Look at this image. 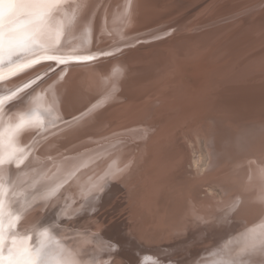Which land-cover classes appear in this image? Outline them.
I'll list each match as a JSON object with an SVG mask.
<instances>
[{"label": "bare ground", "instance_id": "6f19581e", "mask_svg": "<svg viewBox=\"0 0 264 264\" xmlns=\"http://www.w3.org/2000/svg\"><path fill=\"white\" fill-rule=\"evenodd\" d=\"M97 1L99 0H30L23 7L19 0L12 3L11 7L10 0L0 2V77H3L0 79V264H8L10 254L11 259L16 262L26 260L29 255L34 256L41 249L40 259L44 264H231L232 259L238 260L242 255L241 264H264V99L259 103L249 104L248 107L254 112H239L235 107L240 105L230 97L238 96L240 100L244 96L243 89L249 86L244 85L239 75L229 81V75L220 74L225 63L226 66L231 63H227L229 58L236 59V56L239 57L246 51L239 59L242 61L258 53L257 45L264 42V12L259 13L255 11L257 8H251H255L258 3H261L262 8L264 0H220L218 9L211 14L210 10L217 0H161L156 3L148 2L144 6L139 4V13L149 17L156 10L165 9V14L155 13L158 17L149 23L150 28V24L162 23L200 3L193 13H198L196 20L204 23L195 30L203 32L177 40L179 45L168 43L169 45L163 46L162 51H166L168 59L148 52L126 61H132L130 68L142 69L135 72L134 76H137L133 84H130L132 90H125L118 96H115L118 88L125 87L120 82L122 76L126 75L124 66L111 65L110 73L105 71L104 74V70H107L105 67L102 75L90 72L86 77L80 73L91 66L88 59L95 58L99 53L106 52V56L114 51L76 52L86 49L91 43L93 13L88 17L87 9ZM202 1L206 3L201 4ZM159 2L161 3L158 4ZM128 3L129 1L125 2L122 12L130 9ZM206 13L209 16L204 18ZM256 14L261 15L255 19ZM224 16L226 17L214 20ZM142 18L140 17L141 20ZM252 18L254 19L250 22ZM245 20L249 23L241 25ZM237 26L241 27L236 31ZM143 29L146 30L144 27L134 31L140 32ZM248 29L251 31L246 32ZM233 30L234 33L222 44L221 39ZM241 33L243 34L238 38ZM136 38L138 37L128 42ZM107 39L113 40V37ZM219 43L222 45L210 53V49L214 50ZM251 45H255L252 50ZM26 52L29 53L26 55ZM145 56L148 58L144 59ZM51 61L65 64L60 68L73 69L75 72L78 70L79 74L67 73L66 76L65 72L56 74L54 71L53 79L48 84L40 83L41 80L37 82L39 85L36 81L30 82L33 77L26 78L27 71L34 67V71L40 70ZM143 61H147L149 66L137 67ZM218 61L222 63L217 65ZM7 64L10 65L3 68ZM254 68L256 67H253V71L252 66L251 70L247 68L250 71L245 72L246 79L248 74L249 77L252 76L263 66ZM156 70H161L163 74H157ZM23 74L26 75L17 81L5 82ZM85 77L97 83L93 88L97 89V94L92 98L79 91ZM242 79H245V75ZM70 83L71 86L67 87ZM75 83L79 84L74 87ZM252 84L250 83V87L256 89V82ZM34 85L40 91L32 96L27 95V89ZM20 87L23 88L18 90ZM84 88L88 90L87 87ZM10 93L14 94L9 95ZM261 94L264 95L263 92ZM207 95H212L214 101L209 102ZM247 95L249 94L245 96L248 97ZM127 96L128 103H122L120 108L115 105L116 100ZM251 97L256 96L253 94ZM136 99L141 101V109L129 118L120 115L129 106V101ZM11 100L13 101L10 103ZM72 101L85 106L84 113L75 117L76 119L69 113V103H73ZM13 103L16 104L15 107L12 106ZM213 106L219 109L218 113L211 112ZM7 107L11 108L8 110ZM114 107L119 108V111L114 112L116 114L113 113L116 110ZM105 112L110 114L108 118ZM236 119L239 121L229 126V129H217L220 131L217 132L219 137L209 131L204 132L209 136H205L202 141L199 140V134H195L198 139L191 137L192 131L198 130H193V121L195 124L205 123L206 128L210 123L208 120L225 122ZM22 120L23 126L17 128ZM103 120L113 121L108 130L104 127L100 129ZM254 122H258L261 129L258 131L260 137L253 145L262 151V155L256 160H246L249 168L244 163L242 165L250 170L246 187L253 192L260 191L256 192L258 195H254L255 200L259 198L262 201V217L259 219L230 223V214L239 210H235L236 201L238 204L239 201L242 202L240 208L244 206L246 197L243 196L245 200H240L243 193L239 200L222 204L221 207L218 205L210 216L209 208L212 205L201 208L196 187L193 186H197L199 180L192 182V179H188L176 184L171 180H164V188L170 185V201L145 206H141L142 201L137 199L141 193L127 185L132 172L141 175L148 169L149 148H154L157 153L165 146L175 147L178 154L177 145L182 141H189L188 144L195 148L190 150L197 153L199 165L195 166L199 167L201 175L202 168L209 165L204 158L210 153L208 149L212 148L210 140H225L232 145L233 140L229 136L242 139V136L246 137L242 132L252 134L255 129L253 125L258 126ZM249 123H252L253 130ZM74 124L83 126L77 129V137L66 133ZM99 130L101 133L96 135ZM227 131L235 133L228 132L224 136L220 134ZM80 134L84 136L80 137ZM182 137L184 138L181 139ZM142 147L145 148L143 151ZM166 150L167 148L164 151ZM137 151L138 154L135 153ZM250 151L253 150L249 149L247 153L244 151L243 155H249ZM157 156L158 154L155 155ZM47 157L51 158L49 162ZM140 160L143 161L142 164L134 168L135 162ZM227 162L229 164V160ZM151 170L152 168L149 171ZM213 170L209 172L212 176L216 175V167ZM140 175L138 178H142ZM156 179L155 176L154 181ZM260 180L262 182L259 183ZM155 186L161 190L160 183ZM149 187L148 189L152 185ZM154 193L156 195L157 192ZM247 196V201L251 203L249 197L252 195ZM41 199L46 203L42 204ZM257 203H254L255 206L253 204V209L257 208ZM105 205H110L111 210L98 213ZM38 208H44L43 214L34 213ZM245 211L244 215L247 214ZM253 212L255 210L251 213ZM44 229H47V233ZM159 230V233L172 230L174 233L169 232L165 238H154L153 234Z\"/></svg>", "mask_w": 264, "mask_h": 264}, {"label": "rangeland", "instance_id": "374dc122", "mask_svg": "<svg viewBox=\"0 0 264 264\" xmlns=\"http://www.w3.org/2000/svg\"><path fill=\"white\" fill-rule=\"evenodd\" d=\"M127 1H129L128 5L130 4V6H129L130 9H127L128 11L125 10L124 12H122V7L125 5V2H127ZM158 1H161V0H107V1L106 0H99L97 2H94V4H91L89 6V8L87 9V11H88L87 13H89L88 14V17L91 15V13H93L92 27H91V30H90L92 32L91 43L89 44V47H87L86 49H79L76 52H81V51H86V52H88V51L101 52L102 51L103 52L105 50H114V51H113V53L107 54L106 56H104V54L106 52L99 53V55H97L95 58L88 59L87 62H90L91 63L90 64L91 66L88 67V70H84V71H82L80 73L85 74L86 77H87V74L90 73V72L91 73H98L99 75H102L103 73L105 74L106 72H109L110 73V71L112 69L111 65L112 66L113 65L115 66L117 64L118 65L120 64V65L124 66V71H125V74L126 75L125 76H122V79L120 80V82L122 81L124 83V86L125 87H123L122 89L120 87L118 88L117 92H115L116 93L115 96H118L120 93L125 92V90L126 91L127 90H132L131 85L133 84V80L137 76V75L134 76L136 74L135 72H137L140 69H142V68H140V69L139 68L138 69L137 68H133L132 69V68L129 67V64L130 65L133 64L132 61L131 62H126V61H130V59L132 57L133 58H136L137 56L142 55L144 53H148V52L152 53L154 56H156V54H157L156 57H162L163 56L166 59H168L167 54H166V51L163 50L164 53L162 51V47L163 46H165L168 43L170 45H175V44L176 45L177 44L179 45L180 43L179 42L177 43V40H180V39L183 40V39L189 38L187 36H193V35H195L197 33L203 32V31H201L199 29H198V31L195 30L200 25H203L204 23H200L202 20H199V21L196 20L195 16L198 13H196V14L193 13V12H195L194 11L195 10L194 8H196L197 5H199L200 3L197 4L196 6H193L192 5L191 8H188L187 10L185 9V11H182V12H179V13L175 14L173 17L167 19L166 21L163 20L162 23L160 21L158 23H155V25L154 24H150V28H149V26H148L149 23H152L153 19H156L158 17L157 15L165 14V13H163V12H165V9L164 10L163 9L156 10L155 13H157V15L154 13L155 15L154 14L151 15L153 17H151V16L149 17L148 15H141L139 13L140 10L138 9V5L140 4V6L141 5L144 6V5L148 4V2L156 3ZM205 1L207 2V0H205ZM205 1H202L201 4L206 3ZM142 2H143V4H142ZM232 2H234V1H232ZM160 3L161 2H159L158 4H160ZM115 4H117V5H115ZM220 4H221L220 0H217V2L212 6V9L210 10V14L213 11L217 10L218 9V6ZM258 4H259V5H257L258 7L256 6L255 8H251V9L255 10L257 8L255 10L256 12L263 13L264 12V5H263L262 8H260L261 3H258ZM247 7H248V5H247ZM244 9L249 10V8H244ZM258 9H259V11H257ZM132 11H134V12L131 13ZM232 14H234V13H231V15ZM260 15L259 14H256L254 16V18L256 19V17L257 16L260 17ZM185 16H187V17H185ZM208 16H209V14H207V13L204 14V18H207ZM140 17L141 18L143 17L142 20L140 19ZM225 17L226 16H224V17H218V18L213 17V18H215L214 20L216 21V20H219L220 18H225ZM241 18H245V17H241ZM254 18L250 19L249 21L250 22L253 21ZM263 18H264V16H263ZM143 20H144V22H143ZM249 21L248 20L242 21L241 22V25L247 24V23H249ZM262 24H264V21L262 22ZM151 25H152V27H151ZM144 27L146 28V30L143 29V31L135 32L137 30V28L138 29H141V28H144ZM240 27L241 26H237L235 30L237 31ZM101 28H102V30H100ZM108 30H109V33H107ZM235 30L231 31V33L229 35H226V36H224L221 39V40H223L222 41V44L227 41V39L229 38V36H231L234 33ZM105 31H107V32L105 33ZM131 31H132V33H131ZM250 31L251 30L248 29L246 32H250ZM242 34L243 33H241L237 37L239 38V36H241ZM111 36L113 37V40L107 39L108 37H111ZM140 36H143V37H140ZM135 37H138V38L134 39L133 41L128 42V40L133 39ZM237 37L235 39H238ZM174 40H176V41H174ZM231 41H233V40H231ZM263 43L262 44L259 43V45H257V43L255 44V45L258 46L257 47V50H258L257 52L259 54L257 53L255 55H253L252 57L247 58L246 60L243 59L241 61L239 59H240L241 56H243V54L246 51L245 52H242V55H239V57L236 56L237 57L236 59L234 58L235 60L234 59L231 60V58H229V60L227 61V63L228 62H231V63L230 64H227V66H226V63H225V65H224L225 67L223 66L222 71L220 70L222 72L220 74L229 75L228 76L229 81H230V79H232L235 76L239 75V77L241 76L240 79L243 81L244 85L245 86H249V87H246V88L243 89L244 90L243 91V93H244L243 95L244 96H241L240 97V100H239V97L238 96H235L236 97L235 98L234 96H231L232 94L230 95L231 96L230 99L236 101V103H238L240 105V106L235 107V109L238 110L239 112H250V113L254 112L255 110H252V109H250L248 107L249 104H253V103L255 104V102L256 103H259V102L262 101V98L264 99V95L261 94L262 92L264 94V89H263V87H264L263 86L264 85V44ZM103 44H104V46H102ZM220 44L221 43H219L218 44L219 46H217V48H215L214 50H211L210 49L209 52L211 53L213 51H216L222 45V44L221 45ZM255 45H251L252 46L251 47V50H252V48L254 49ZM39 46L41 47L42 45H39ZM40 47H39V49H41ZM116 48H117V50H116ZM135 48H137V49H135ZM29 52H26L24 54L27 55V53H29ZM139 52H142V53H139ZM30 56H32V55H30ZM30 56H28V57H30ZM147 58H148V56H145L144 57V59H147ZM96 59H97V61L94 62ZM99 59L100 60L102 59V60L100 61ZM118 59H120V60H118ZM166 59H164L163 61L167 62ZM20 60H16V61L18 62ZM16 61H14V62H16ZM47 63H48L47 64V67L41 68L40 70L37 69L36 71H34V68H35L34 67L33 69L27 71L26 74L28 76L26 78L33 77L30 80V82H35L36 81V84H37V82H39L41 80L42 81L40 83L46 82L45 84H48L53 79L52 76H54L53 75V72L54 71H55L54 73H56V74H58L60 72H65L66 73V76L68 74H70V73H73V74L78 73L79 74V71L78 70H77V72H75L76 70L73 71V69L60 68V67L64 66L65 64H61V63H58V62L56 63V61H51V62H47ZM218 63L221 64L222 61H218L216 64L218 65ZM233 63H234V65H232ZM73 64H76V63H73ZM256 64H258V65H256ZM9 65L10 64H7V65L3 66V68L4 67H7ZM142 65L149 66V64H148L147 61H143V62H141L140 65H137V67L142 66ZM217 65H215V66H217ZM260 65L263 66V68L260 69V70L255 71L253 74L251 73L252 76H250V77H249V74H248V76H247L248 79H246V75L251 70V66H252V71H253V67L258 68V67H261ZM105 67L107 68V70L105 69ZM151 67H153V66H151ZM248 67H249L250 70L247 69ZM256 68H254V69H256ZM145 69L148 70V68H145ZM145 69H143V70H145ZM103 70H104V72H103ZM156 71H157V74H163L161 72V70H156ZM246 71H247V73L245 74ZM101 72H103V73H101ZM164 73H165V71H164ZM26 74L19 75L18 77L17 76L16 77H12L10 80H7L5 82L17 81L18 79H20L21 77L25 76ZM38 74H40V75H38ZM70 75H72V74H70ZM244 75H245V79H242L244 77ZM86 77H85V79H84V81H83L82 84H83V87L84 86L87 87L88 90L86 88L83 89V87L81 88V85H79V88H81V90H82V91L81 90H79V91L80 92H83V93H86L87 95H89V98H92L93 96H95L97 94L96 93L97 92V89L96 90H93L94 85L95 84L97 85V83L91 82V80H89L88 78L86 79ZM123 77H125V78H123ZM253 80H255L254 82H256V85L254 84V86H256V89H255V87H253V88L250 87V83H251V85H253L252 83H254ZM0 84H2V83H0ZM77 84H79V83H75V85L73 84V86L75 87ZM232 84H234V81L232 82ZM37 85H39V84H37ZM37 85H34L31 88L27 89V91H26V92H28L27 95L31 94L30 96H32V94L34 95V93L36 94L37 92H39L40 91V88H38ZM68 86H71V83L70 84H67V87ZM22 88L20 87L18 90H20ZM261 89H263V91ZM247 93L249 94V95H247L248 97L245 96ZM250 94H252V95L254 94V96H256V97H251L252 95H250ZM226 95H229V94H226ZM128 97L129 96H127L126 98H123L122 97L121 99L116 100L114 102L115 105L120 108V105L122 103H126V102L128 103V100H127ZM206 97L209 99V102H211L212 100L214 101L212 95H207ZM242 97L243 98L246 97V98L243 99ZM253 98H255V99H253ZM245 99H248V100H245ZM136 100H133L131 102L129 101V106L127 108H125L124 111L120 112V115H123L124 117L129 118V117L132 116V114H134L135 112H138L139 109H141L142 103L138 99H136ZM225 100H226V98H225ZM244 100H245V103H244ZM12 101L13 100H11L10 103ZM72 102L73 103H69V104H71V107H70L71 110H69L71 112H69V113H71V115L74 116V118L77 117V116L79 117L80 115H82L84 113L83 111H84V107L85 106H81L78 103H75L74 104V102H78V101H72ZM239 102H241V103H239ZM227 103H229V100L227 101ZM12 106L15 107L16 104L14 105V103H13ZM10 108L11 107H7L8 110ZM119 108L118 109L115 108L116 110L113 109L114 110V111L112 110L113 113L116 112V111H119ZM218 111H219V109L216 108L215 106H213L212 109H211V112H213L215 114L218 113ZM106 112H108V111H106ZM106 112L104 114H108L107 115V118H108V116L110 115L109 113L111 111H109V113H106ZM114 114H116V113H114ZM208 121L210 123L207 124L206 128H205V123H203V122H201V123L200 122H197V124H195L194 121H193L192 124H191V126L195 125L193 127V130H195V129H198V130H196L195 132L192 131L191 137L193 138L195 136V134H199L200 135V139L199 140L202 141L205 138V136H209V134H205L204 133L205 131H207V132L209 131V133L212 132L213 134L215 133V136L219 137L217 135V132H220V131H217V129H219V128H221V129L222 128L223 129H229V126H233V124L237 123L239 120L236 119V120H233V121H225V122H221V121L220 122H216V121H213V120H208ZM112 122L113 121L110 122V121L107 120V122H106V120L105 121L103 120V125L100 126V129L101 128L102 129L105 128V130H108L109 129V125ZM162 122H163V120L160 121V123H162ZM252 123H249L250 124V127H251L250 129H252V128L255 127L254 130L252 129L253 130V132H251L252 134H246L245 132L244 133L242 132L241 134H244L246 136V137H243L242 136V139H240L241 137L240 138H237L238 136H235V135H234L235 137L229 136V138L231 140H233L232 145H229V143H227L225 140L224 141H221L220 139H216L215 140L214 138H213V140H210V142L212 144V148L211 149H208L210 153H209L208 156H206V158H204V161H206V163L209 162V165L207 164L209 167H207V165H206L205 168H202L203 172H201V175L199 174V171H198V168L199 167H197L199 165V162L197 160V153L196 152L193 153L190 150V149H195V148L188 144L189 141H188V143H186L185 141H182V142H180L177 145V148L179 150L178 154L175 151V147L168 148V146H165L167 148V150L164 151L166 149L164 147L163 150L161 149V150L158 151L159 153L158 152L155 153L156 150L154 148H149L147 150L149 154L146 153V155L148 154L147 156L149 157L148 158V161H147L148 165L146 166L148 169L146 168L147 170H145V172L141 173L142 176L138 172H132L130 174V176H131L130 178L131 179L130 178L128 179L127 185L129 186L130 189H134L138 193H141L140 194L141 199H140V197H138L137 199L140 202L142 201L141 203H143V204H141V206H145V205H149V204H157V203L159 204V202H162V201H165V202H169L170 201V199H168L169 196H170V193L168 192V190L170 188V185L168 184L164 188V185L165 184L164 183L162 184V182H165L167 180H171V181H173V183L176 184V183H179V182H182V181H186L188 179L189 180L192 179V182H194L195 180L196 181L199 180L200 182L198 183V185L196 186L195 184H193V186L196 187L197 196H198V199L200 201V204L202 205L200 207L201 208H208L210 205H212V207L209 208L210 209V216H212V214H214L213 213L214 212V209L218 205H220V207H221L222 204H230L231 201H233V200H239L242 197L240 199L241 201L246 199L243 202L244 206H242L240 208L239 206H241V203L242 202L239 201V204H240L239 205L238 202L236 201L237 206H235V208H236L235 210H237V209H239V210L236 211V212H235V210H233V212H235L236 214L233 213V212H232L233 214H230V216L232 218V219L230 218L231 220H229L230 223H233V222L238 221V220H242V221L251 220L252 221V220H255V219H259V218L262 217V214L260 213L261 212L260 211L261 210L260 207H261V202L262 201L259 198L257 200H255L254 195H258V193H256V192H260V191L257 190L256 192L255 191L253 192L251 190V188L248 189L246 187V182L248 181V177L250 176V174H249L250 173V170L249 169L247 170V169L244 168L245 166L247 168H249L248 165H247L248 162L246 163V160H249V159L256 160L257 158L261 157V155H262V153H261L262 151L260 152L258 149L255 148L256 146L254 147V145H253L254 144V141L255 140H258V138L260 137L259 136L260 134H259L258 131H260L261 126L258 125L259 124L258 122H254V124H256L258 126L256 127L255 125H253L254 126L253 127L252 126ZM81 126H82V124H77V126L75 125L74 127H70L66 131V133L69 136L77 137V135H78L77 133L79 132V131H77V129H79ZM88 126H90V125H88ZM84 127H86V126H84ZM105 130H102V131H105ZM190 130H188V131L190 132ZM254 131H256V132H254ZM99 132L101 133V130L97 131L96 135L97 134L99 135ZM228 132H231V131L223 132V133H220V134L222 136H224V134L225 133L227 134ZM231 133L234 134L235 131H233ZM90 134L92 135V133H90ZM79 136L80 137H83L84 135H81L80 134ZM183 138L184 137H182L181 139H183ZM196 138L198 139V137H196ZM238 139L240 140V142H237ZM81 141H83V140H81ZM242 142H244V144ZM183 143H186L187 145L186 146H183ZM245 143H246V145H248L249 148L245 145ZM165 144H166V142H165ZM242 144L244 145V147L242 146ZM239 146L241 148H239ZM190 147H192V148H190ZM246 147H247V149H246ZM144 149L145 148L142 147V150L141 151H143ZM151 149H153L154 151L152 150V152H150ZM249 149H251L253 151H250L251 153L249 155H243L245 152L247 153L249 151ZM170 150H171V153H170ZM172 151H174L175 153H173ZM237 151H238V153H237ZM241 151H243V153ZM55 152L56 151H52V153H55ZM161 152H163V153H161ZM135 153L138 154V151L135 152ZM150 153L153 155V157H152V155H150ZM157 154H158V156H160V155H163V156H160L159 158H158V156L155 157V155H157ZM165 154H167V155H165ZM171 154H172V157L170 158ZM146 155H145V158H147ZM194 155H195V157H194ZM161 157L163 158V161L161 160L162 159ZM209 157H210V159H209ZM152 159H153V161H152ZM46 160L49 162L51 160V158H48L47 157ZM156 160L157 161H161V162H158L157 163ZM228 160H229V164L227 162ZM154 161H155V163H154ZM164 161L165 162L167 161V162L164 163ZM142 162L143 161H141V160L135 162V164L133 165V167L136 168V167L140 166L142 164ZM231 162L233 163L232 166L230 165ZM243 163L245 164V166L242 165ZM195 165H197V166H195ZM215 167H216V171H215L216 172V175L212 176L211 173H209V172H211V169H212V171H214L213 169H215ZM151 168H152V170L149 171ZM158 169L159 170L162 169V171H159ZM170 169H173V170L175 169L178 172L177 171H176L177 173L176 172H173ZM157 171H159V173L160 172L161 173L159 174ZM205 171H207V172L204 173ZM174 173H176V175ZM143 174L146 175L147 177L144 178V175ZM161 174H162V176H161ZM139 175L142 178H138ZM187 175L188 176L190 175L189 176L190 178H188ZM193 175H195V176H193ZM155 176L158 179V181H157V179L154 181ZM185 176H186V178H184ZM191 177H193V178H191ZM177 178H179V179H177ZM258 182L260 183L262 181L260 180ZM151 183H153V184H151ZM159 183H160V186H161V190L159 189L160 187H158L159 185L158 186H155V185H157ZM149 185H150V187L152 185V187H151L152 189L149 187ZM148 187L150 189H148ZM220 187H222V189ZM146 188H147V190H146ZM153 188H154V190L158 194L156 193V195H155V193H154L155 191H153ZM156 189L159 190V191H157ZM247 190H251V192L245 193V192H247ZM140 191H142V192H140ZM145 191H147V192H145ZM215 191H216V193L218 195L215 193ZM162 192H164V193L162 194ZM146 193H148V194L146 195ZM242 193H243V195H242ZM251 193H253V194H251ZM247 194L252 195L251 197H249L251 199V203L248 200L251 205L247 201V197H248ZM150 195L152 197H150ZM161 195H162L163 198H161ZM243 196H245L246 198L243 197ZM147 197H148V201L146 202ZM156 199H159V200L156 201ZM153 200H154V202H153ZM256 201L258 202L256 204L257 205L256 206L257 208L253 209V204ZM41 203L44 204L46 202L43 199H41ZM114 203L115 202L113 201L112 204H114ZM39 205L40 204H38V206ZM254 206H255V204H254ZM109 208H110V205L102 206L101 210L98 211V213L103 214L105 212H108V211L111 210ZM246 209L248 210V212H246L247 211ZM256 209H258V210H256ZM43 210H44V208H41V209L38 208V210L34 211V213H36V215L37 214L38 215H41V214H43ZM249 210H251V212L255 210V213L254 212L251 213ZM244 211H245V213H247L249 215H247V214L244 215ZM256 211H258V213ZM242 215H244V217ZM252 215H255V216H252ZM159 232H160V230L157 231L156 234H153L154 235L153 237L154 238H157V236H160L162 238H165V237L168 236L169 232H171L172 234L174 233L173 230L172 231H169V232H165V233H163V232L159 233ZM242 259H243V255L240 257V259L238 258V260L237 259H232L231 264H241Z\"/></svg>", "mask_w": 264, "mask_h": 264}, {"label": "snow or ice", "instance_id": "6c2138e0", "mask_svg": "<svg viewBox=\"0 0 264 264\" xmlns=\"http://www.w3.org/2000/svg\"><path fill=\"white\" fill-rule=\"evenodd\" d=\"M0 2H2V0H0ZM17 0H10V4L9 6L11 7L12 3H16ZM30 0H19V3L21 4V6H25L27 3H29ZM3 77H0V79H2ZM14 93H10L9 95H13ZM0 102H2V100H0ZM30 118V117H29ZM23 126V120L21 121L20 124H18L16 127L19 128ZM44 232L47 233V229H44ZM43 251V249H41L40 251L36 252V254L34 256L29 255L28 258L26 260H22V261H16L14 262L11 259V254L9 255V261L8 264H44L43 261H41L40 256H41V252Z\"/></svg>", "mask_w": 264, "mask_h": 264}]
</instances>
